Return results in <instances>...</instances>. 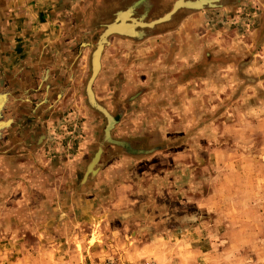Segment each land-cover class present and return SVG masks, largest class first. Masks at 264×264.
<instances>
[{
	"label": "rangeland",
	"instance_id": "obj_1",
	"mask_svg": "<svg viewBox=\"0 0 264 264\" xmlns=\"http://www.w3.org/2000/svg\"><path fill=\"white\" fill-rule=\"evenodd\" d=\"M177 1L0 0V264H264V0L100 40Z\"/></svg>",
	"mask_w": 264,
	"mask_h": 264
},
{
	"label": "water",
	"instance_id": "obj_2",
	"mask_svg": "<svg viewBox=\"0 0 264 264\" xmlns=\"http://www.w3.org/2000/svg\"><path fill=\"white\" fill-rule=\"evenodd\" d=\"M220 0H199V1H195L194 3L195 4H193V5H184L183 7H185V8H191V9H200V8H202L203 6H213L214 4H216L217 2H219ZM196 2H201V4H196ZM181 7V6H180ZM180 7H178V8H174V9H172L168 14H166L165 16H163L162 18H160V19H157V20H155V21H153V22H150V23H148V24H146V23H144V25H140V24H142V23H138V22H133L132 24H130V27L131 28H134V27H136V26H138V27H153L154 25H156V24H160V23H162V22H165V21H167ZM174 10V11H173ZM114 26V25H113ZM113 26H111L112 28H113ZM111 27H108L107 28V30H105L103 33H102V35L100 36V40L102 41V40H104L107 36H109L110 34H119L120 33V31H116L115 29L113 30V29H110ZM99 45H101V48H102V43L101 44H98V46ZM98 46H97V49H98ZM96 49V51H98ZM95 51V52H96ZM101 52V51H100ZM100 54V53H99ZM100 56V55H99ZM97 70H98V66H97V68H96V70H95V72H93V77L95 76V74H96V72H97Z\"/></svg>",
	"mask_w": 264,
	"mask_h": 264
},
{
	"label": "bare ground",
	"instance_id": "obj_3",
	"mask_svg": "<svg viewBox=\"0 0 264 264\" xmlns=\"http://www.w3.org/2000/svg\"><path fill=\"white\" fill-rule=\"evenodd\" d=\"M199 1V0H198ZM205 1V0H204ZM178 2V3H177ZM174 5H173V7H172V9H174V8H178V7H183L184 5H193V4H195L194 2H187V1H184V0H178ZM201 4V2H196V4ZM180 7V8H181ZM174 11V10H173ZM162 18V17H161ZM160 19V18H159ZM126 20V23H127V14H124L121 18H120V22H121V24H115L114 26H113V28L111 27L110 29H115L116 31H120V33H125V31L127 32V33H132V31H134V30H132L133 28H131L130 27V24H125V21ZM138 23H141V22H138ZM146 24H148V23H146ZM140 25H144V23H142V24H140ZM127 30H130V31H127ZM103 41V40H102ZM99 44H101V41L99 42ZM98 51H96L95 53H94V55H93V59H92V69H93V72H95V70H96V68H97V66H98V61H99V58H100V51L102 50V48H101V45H99L98 46V49H97ZM98 157V155L96 156V158ZM96 158L93 160V164L95 163V161H96ZM93 164H92V166L90 167V169H89V171H91L92 170V167H93Z\"/></svg>",
	"mask_w": 264,
	"mask_h": 264
},
{
	"label": "crops",
	"instance_id": "obj_4",
	"mask_svg": "<svg viewBox=\"0 0 264 264\" xmlns=\"http://www.w3.org/2000/svg\"><path fill=\"white\" fill-rule=\"evenodd\" d=\"M124 14H127L128 15V19H129V14L127 13V12H125V13H123V14H120V18L124 15ZM120 18H119V20H120ZM127 19V20H128ZM128 31H130V30H128ZM133 32V31H132ZM127 33V32H126ZM2 125V123L0 122V126Z\"/></svg>",
	"mask_w": 264,
	"mask_h": 264
}]
</instances>
